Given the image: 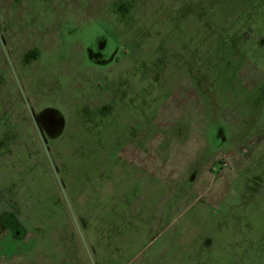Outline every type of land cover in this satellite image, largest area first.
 <instances>
[{"label":"rangeland","instance_id":"1","mask_svg":"<svg viewBox=\"0 0 264 264\" xmlns=\"http://www.w3.org/2000/svg\"><path fill=\"white\" fill-rule=\"evenodd\" d=\"M0 264H264V0H0Z\"/></svg>","mask_w":264,"mask_h":264}]
</instances>
